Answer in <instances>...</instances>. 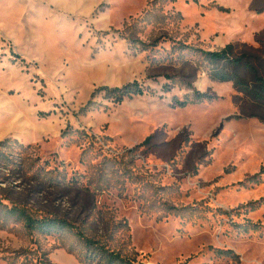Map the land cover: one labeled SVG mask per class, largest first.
<instances>
[{"label":"rangeland","instance_id":"1","mask_svg":"<svg viewBox=\"0 0 264 264\" xmlns=\"http://www.w3.org/2000/svg\"><path fill=\"white\" fill-rule=\"evenodd\" d=\"M179 42L264 68V0H0V141L19 162L3 201L143 264H264V112ZM133 82L145 93L94 94ZM196 90L210 99L176 105ZM82 248L0 225V264H83Z\"/></svg>","mask_w":264,"mask_h":264},{"label":"trees","instance_id":"2","mask_svg":"<svg viewBox=\"0 0 264 264\" xmlns=\"http://www.w3.org/2000/svg\"><path fill=\"white\" fill-rule=\"evenodd\" d=\"M197 1V0H195ZM158 42L150 44L151 47H157ZM181 50H191L200 52L203 59L208 62L212 67L213 78L220 81H232L239 92H241L244 97L252 102L257 109L264 112V68L262 62L259 61V66H256L254 59L256 56L252 53L244 52L241 55H237L235 52V45L228 44L226 47L219 51H205L198 48H193L189 45L179 42L178 46ZM175 46V49H178ZM261 65V66H260ZM244 73L250 75V78L244 77ZM107 91L109 94L114 95V99L117 102H122L127 96L133 94L142 95L145 93V89L140 86L138 82H133L126 85L123 88H110L104 86L99 88L94 94ZM207 93L201 92L199 90L195 91L193 98L190 100H176V105L180 107H186L190 104L201 103L205 99H210ZM264 121V114H255ZM153 136H150L143 143H149ZM18 144V140H12L11 138L0 141V169H13L19 170L17 166L19 165L18 160H16L14 145ZM13 145V146H12ZM22 145V144H21ZM25 147L22 146L20 149L24 151ZM23 152H18L22 155ZM18 155V156H20ZM43 167H40V172H42ZM52 173V171H51ZM264 174V167L261 171L254 177ZM51 180H56L53 177ZM59 182V180H58ZM77 182L76 180L69 181L68 184H73ZM0 189L1 186H0ZM5 195L0 191V225L6 226L7 219H14L15 221L22 223L24 228L29 232H37L41 234H54L59 233L63 230H70L77 235L78 240L83 244V248L79 257V260L83 264H143L137 262L136 259L127 256L122 250L113 249L110 241L103 238H95L88 236L79 226H77L72 221L61 218L52 213H47L44 211H37L28 205L19 204L11 202L10 204L3 201ZM261 203H264V198H262ZM227 214L228 212H223ZM255 229L258 226H254ZM223 251H221L222 253ZM225 253H233L231 250L225 251ZM14 264V263H11ZM36 264H51L49 261L45 260L43 256L37 257Z\"/></svg>","mask_w":264,"mask_h":264}]
</instances>
